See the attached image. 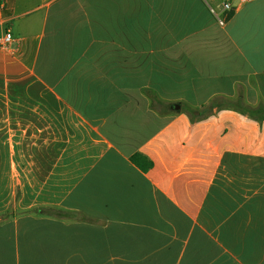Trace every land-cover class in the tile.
I'll return each instance as SVG.
<instances>
[{"label":"crops","instance_id":"1","mask_svg":"<svg viewBox=\"0 0 264 264\" xmlns=\"http://www.w3.org/2000/svg\"><path fill=\"white\" fill-rule=\"evenodd\" d=\"M223 1L0 0V264H264V116L220 101L264 104V0Z\"/></svg>","mask_w":264,"mask_h":264},{"label":"trees","instance_id":"2","mask_svg":"<svg viewBox=\"0 0 264 264\" xmlns=\"http://www.w3.org/2000/svg\"><path fill=\"white\" fill-rule=\"evenodd\" d=\"M220 101L229 102L230 107L234 109H239L240 111H243L244 113H247L250 116H256L255 112H257L258 110H260L264 116V104L263 103L262 104L259 103L257 104V106L246 105L241 96H238L234 101H231V102L226 101V99L224 98H221ZM217 102H218L217 98L212 99L209 102V107L213 104H216ZM191 109H193V107ZM197 110L200 112V109H197ZM130 159L138 160L137 154L135 155L134 153L133 155H131ZM41 209L42 211H40V213L44 215H50V216H55V217H60V218H75V219H82L86 221H94V218L88 215H85L79 211H68V210H63V209L53 207V206H43Z\"/></svg>","mask_w":264,"mask_h":264},{"label":"built area","instance_id":"3","mask_svg":"<svg viewBox=\"0 0 264 264\" xmlns=\"http://www.w3.org/2000/svg\"><path fill=\"white\" fill-rule=\"evenodd\" d=\"M222 8L228 12H235L241 8V2L232 4L231 0H224L222 3ZM220 22H222V20H220ZM12 39L13 36L9 30L0 33V49L8 50L10 48Z\"/></svg>","mask_w":264,"mask_h":264},{"label":"water","instance_id":"4","mask_svg":"<svg viewBox=\"0 0 264 264\" xmlns=\"http://www.w3.org/2000/svg\"><path fill=\"white\" fill-rule=\"evenodd\" d=\"M179 107V106H178Z\"/></svg>","mask_w":264,"mask_h":264}]
</instances>
